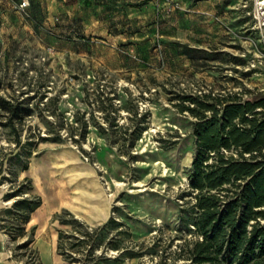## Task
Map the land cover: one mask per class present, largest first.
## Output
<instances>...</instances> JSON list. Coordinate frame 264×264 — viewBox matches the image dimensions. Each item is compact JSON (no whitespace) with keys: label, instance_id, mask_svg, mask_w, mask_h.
<instances>
[{"label":"rangeland","instance_id":"1","mask_svg":"<svg viewBox=\"0 0 264 264\" xmlns=\"http://www.w3.org/2000/svg\"><path fill=\"white\" fill-rule=\"evenodd\" d=\"M197 1H138L142 14L136 18L130 13L127 21L136 19L139 31L135 35V26L128 24L120 37L113 24L111 35L95 27L76 35L51 24L15 32L0 18V95L28 99L34 110L19 126L21 147L0 124V224L17 225L5 212L17 198L4 196L30 186L24 196L41 199L42 210L52 213L49 227L56 233L70 230L59 223L64 212L89 229L100 230L111 218L122 224L100 232L101 245L93 257L85 249L73 254L79 258L75 262L56 251L58 264L189 263L184 251L195 237L182 230L180 216L191 197L180 195L188 190L195 119L178 111L174 104L180 100L173 96L240 93L246 99L264 91V68L248 64L249 25L242 8L248 0L220 1L222 17L215 21L226 32L222 47L231 51L226 42L232 36L237 50L232 52L240 61H229L225 52L213 61L174 55L176 43L185 44L190 22H201V15L190 8ZM214 42L213 36L212 50ZM0 121L5 117L0 115ZM26 150H31L28 159ZM36 216L33 212L30 219ZM24 226L27 234L17 241L0 230L7 239L6 252L10 248L11 259L22 264H44L34 243L37 227L30 221ZM125 231L131 237L118 234ZM29 239L28 247L16 248ZM109 241L124 249L109 248Z\"/></svg>","mask_w":264,"mask_h":264},{"label":"trees","instance_id":"2","mask_svg":"<svg viewBox=\"0 0 264 264\" xmlns=\"http://www.w3.org/2000/svg\"><path fill=\"white\" fill-rule=\"evenodd\" d=\"M176 45L177 54L192 62L217 59L214 51L207 52L182 43ZM229 61L236 63L240 60L229 55ZM249 94L252 96L246 99H242L240 93H182L173 96L180 100L174 104L178 111L195 119L192 133L196 149L188 175V190L180 195V198L191 197L188 208L183 210L184 215L180 216L182 230L195 237L186 243L183 257L188 264H264V91ZM134 109L137 115V107ZM33 111L28 99L0 95V115L5 117L0 124L10 129L18 147L22 145L19 126ZM145 119L144 115L142 122ZM86 127L83 123L82 138ZM144 128L145 123L137 134H141ZM26 151L24 154L28 159L31 150ZM3 165L1 162L0 173ZM27 165L24 161L21 168L25 170ZM25 187L20 186L4 196L8 200L17 198L12 207L5 210L17 225L0 224V230L9 234L11 241L27 234L24 224L42 204L41 199L32 194L25 197L24 194L31 189ZM58 219L60 224L70 226V230L68 233L59 231L57 251L75 262L79 258L73 254H80L85 249L89 256L95 255L101 245L97 243L100 232L110 226L116 230L122 226L111 218L100 230L89 229L70 212L58 215ZM123 233L131 237L130 232H118L119 235ZM32 241L29 239L16 248L28 247ZM107 245L113 250L124 249L117 241H109Z\"/></svg>","mask_w":264,"mask_h":264},{"label":"crops","instance_id":"3","mask_svg":"<svg viewBox=\"0 0 264 264\" xmlns=\"http://www.w3.org/2000/svg\"><path fill=\"white\" fill-rule=\"evenodd\" d=\"M21 1L0 0V18L3 19V24L10 28L11 31L22 32L26 30L32 32L36 28L39 29L42 24H51L56 29H69L70 32L76 35L82 31L88 32L94 27L101 32L105 30L108 35H111L113 24L114 27H117L115 29H117V35L120 37L129 24L135 26L133 31L136 35L137 31H139L136 28L137 20L127 21L128 14L132 13L137 18L143 12V3L138 2L142 0H28L29 7L25 13H22L17 8V5ZM128 1H130L129 3H137L139 5L126 6ZM220 1L222 0H198L190 7L192 12L201 15V22L200 24H196L193 21L190 22L188 29H186L184 43L190 47H198L209 52H225L236 57L237 54L232 52V50L237 51L232 36L226 42V48H231V51L224 49L221 45L226 32H224L221 25L215 22L219 17H222L223 10L218 5ZM229 6L227 5L226 9ZM117 17H120V20L113 22ZM234 19L237 20L238 17ZM213 36L215 47L212 50L209 48V43ZM172 39L178 38L173 37ZM217 45L222 48H217ZM176 48L175 46L173 48L174 55L187 59L184 56L178 55V49L176 50ZM34 214L37 216L30 219V223L37 227L34 243L38 245L42 261L44 264H51L53 262L58 264L60 261V259L56 260L59 257L56 253L58 233L49 227L50 217L48 215L52 213L50 210L45 212V209L42 210L40 206ZM6 246V236L0 232V264H22L8 256ZM53 253L54 256L52 257Z\"/></svg>","mask_w":264,"mask_h":264},{"label":"built area","instance_id":"4","mask_svg":"<svg viewBox=\"0 0 264 264\" xmlns=\"http://www.w3.org/2000/svg\"><path fill=\"white\" fill-rule=\"evenodd\" d=\"M250 2V3H249ZM29 7L28 0H22L17 8L22 13H25ZM242 8L246 9L247 31H249V48L247 52L251 54V59L248 62L249 68H264V0H248L245 1ZM200 93V92H199ZM8 256L11 258L13 252L9 248Z\"/></svg>","mask_w":264,"mask_h":264},{"label":"bare ground","instance_id":"5","mask_svg":"<svg viewBox=\"0 0 264 264\" xmlns=\"http://www.w3.org/2000/svg\"><path fill=\"white\" fill-rule=\"evenodd\" d=\"M166 172V171H165ZM11 201H9L8 203H10Z\"/></svg>","mask_w":264,"mask_h":264}]
</instances>
